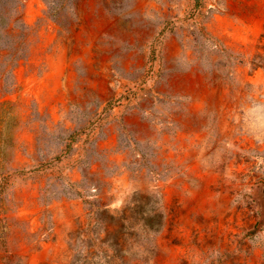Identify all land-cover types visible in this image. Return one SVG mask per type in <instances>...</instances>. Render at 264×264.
<instances>
[{
    "label": "rangeland",
    "instance_id": "374dc122",
    "mask_svg": "<svg viewBox=\"0 0 264 264\" xmlns=\"http://www.w3.org/2000/svg\"><path fill=\"white\" fill-rule=\"evenodd\" d=\"M260 184L264 0H0V264H264Z\"/></svg>",
    "mask_w": 264,
    "mask_h": 264
},
{
    "label": "trees",
    "instance_id": "16d2710c",
    "mask_svg": "<svg viewBox=\"0 0 264 264\" xmlns=\"http://www.w3.org/2000/svg\"><path fill=\"white\" fill-rule=\"evenodd\" d=\"M144 200L148 201L147 196H135L133 198L132 206H127V209L122 210V213L120 215V220L126 218V212L130 211L132 212V215L129 216V219H132L134 217V214L139 216L138 220L140 222V226L143 229L146 230H157L161 224V215L158 212H154L151 209L147 208V203H144ZM111 218V217H109ZM98 220L100 222L103 221V214L99 216ZM115 233V232H114ZM102 242L106 243L109 249L113 251V254L117 253V243L115 239H111V237H108L105 241L102 240Z\"/></svg>",
    "mask_w": 264,
    "mask_h": 264
},
{
    "label": "water",
    "instance_id": "95a60500",
    "mask_svg": "<svg viewBox=\"0 0 264 264\" xmlns=\"http://www.w3.org/2000/svg\"><path fill=\"white\" fill-rule=\"evenodd\" d=\"M260 208L264 214V184H260L259 194L257 196Z\"/></svg>",
    "mask_w": 264,
    "mask_h": 264
}]
</instances>
